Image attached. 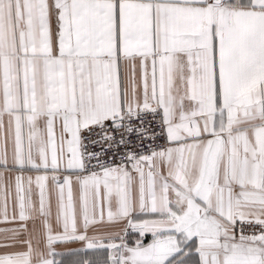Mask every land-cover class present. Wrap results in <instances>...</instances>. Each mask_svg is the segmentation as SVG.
I'll use <instances>...</instances> for the list:
<instances>
[{"label": "snow or ice", "instance_id": "obj_1", "mask_svg": "<svg viewBox=\"0 0 264 264\" xmlns=\"http://www.w3.org/2000/svg\"><path fill=\"white\" fill-rule=\"evenodd\" d=\"M0 264H264V0H0Z\"/></svg>", "mask_w": 264, "mask_h": 264}]
</instances>
